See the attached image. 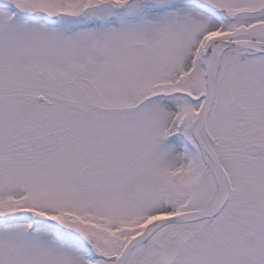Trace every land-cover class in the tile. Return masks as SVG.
<instances>
[{
    "label": "snow or ice",
    "instance_id": "snow-or-ice-1",
    "mask_svg": "<svg viewBox=\"0 0 264 264\" xmlns=\"http://www.w3.org/2000/svg\"><path fill=\"white\" fill-rule=\"evenodd\" d=\"M0 264H264V0H0Z\"/></svg>",
    "mask_w": 264,
    "mask_h": 264
}]
</instances>
